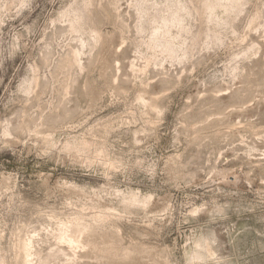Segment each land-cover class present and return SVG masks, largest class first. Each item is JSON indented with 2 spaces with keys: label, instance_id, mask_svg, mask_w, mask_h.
I'll use <instances>...</instances> for the list:
<instances>
[{
  "label": "rangeland",
  "instance_id": "rangeland-1",
  "mask_svg": "<svg viewBox=\"0 0 264 264\" xmlns=\"http://www.w3.org/2000/svg\"><path fill=\"white\" fill-rule=\"evenodd\" d=\"M24 256L264 264V0H0V264Z\"/></svg>",
  "mask_w": 264,
  "mask_h": 264
},
{
  "label": "bare ground",
  "instance_id": "bare-ground-1",
  "mask_svg": "<svg viewBox=\"0 0 264 264\" xmlns=\"http://www.w3.org/2000/svg\"><path fill=\"white\" fill-rule=\"evenodd\" d=\"M63 234H65V233H63ZM63 234H62L63 238L66 239L67 241H69L71 244L78 243L79 240H78L73 234H72V235H68L69 233H68L67 235H66V234L63 235ZM26 245H27V244H25V246H26ZM26 248H27V247H26ZM24 252H25V251H24ZM27 252H28V251H27ZM25 254H26V252H25ZM26 255H28V253H27ZM24 257H25V256H24ZM26 257H28V256H26ZM26 257H25V260L23 261L24 264H25V263L27 264V262H29V261H28V258H29V257H28L27 259H26ZM23 259H24V258H23Z\"/></svg>",
  "mask_w": 264,
  "mask_h": 264
}]
</instances>
